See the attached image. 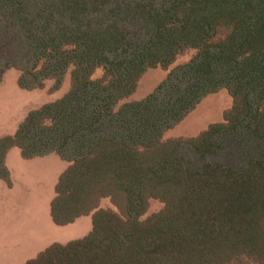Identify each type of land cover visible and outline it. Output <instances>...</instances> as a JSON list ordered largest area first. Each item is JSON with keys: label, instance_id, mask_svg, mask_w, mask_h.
Returning <instances> with one entry per match:
<instances>
[{"label": "trees", "instance_id": "1", "mask_svg": "<svg viewBox=\"0 0 264 264\" xmlns=\"http://www.w3.org/2000/svg\"><path fill=\"white\" fill-rule=\"evenodd\" d=\"M189 52L120 106L148 70ZM11 69L24 89L56 91L68 73L71 87L0 138V179L12 148L56 153L70 166L54 223L92 215L87 236L24 264H264V0H0V83ZM222 89L221 122L164 138ZM154 200L163 208L148 215Z\"/></svg>", "mask_w": 264, "mask_h": 264}, {"label": "rangeland", "instance_id": "2", "mask_svg": "<svg viewBox=\"0 0 264 264\" xmlns=\"http://www.w3.org/2000/svg\"><path fill=\"white\" fill-rule=\"evenodd\" d=\"M192 56L193 52L184 54L167 69L158 67L148 70L140 79L136 92L122 101L120 106L129 101H141L148 98L168 79L171 71L187 62ZM102 75V70H98L94 78H100ZM20 78V71L11 69L5 74L0 83V138L14 135L32 111L61 99L69 92L71 87L69 73L65 76L61 87L56 91H52L55 86L53 80H47L45 87L42 89L28 90L20 87ZM231 105L232 97L227 90L222 89L217 93L210 94L179 124L168 130L164 138L195 137L210 125L221 122L224 111L230 108ZM183 152L188 158L191 157L187 148H184ZM47 157H49L50 163L42 162L40 171L44 169L45 172H48L53 168L54 163H60L59 159L61 158L56 153H51ZM62 162L64 172L70 166V163L64 160ZM33 167V165H28L27 169L33 170ZM100 205L104 209L113 208L109 199L102 200ZM162 208L163 205L160 201L154 200L150 204L148 215L159 212ZM12 224V231L8 236H0V264L18 263L19 259H22L20 258L22 255L19 253L21 251L30 253L39 247V249H43L47 245V249L54 243L67 244L87 236L92 230V215L80 217L69 226L62 227L54 225L51 217L48 221L41 220L36 229L35 223L31 221L28 233L22 232L18 222L10 221L9 226ZM34 238L37 239H35V244L31 246L30 241Z\"/></svg>", "mask_w": 264, "mask_h": 264}, {"label": "crops", "instance_id": "3", "mask_svg": "<svg viewBox=\"0 0 264 264\" xmlns=\"http://www.w3.org/2000/svg\"><path fill=\"white\" fill-rule=\"evenodd\" d=\"M59 160L60 163H54L53 168L45 172L44 169L40 171L41 163H50L49 157L25 159L18 148L8 152L5 163L9 170V180L0 179V236H8L12 231L13 224L9 226L10 221L18 222L22 232L27 233L30 231L31 221L35 223V229L41 220L48 221L50 217L56 225L51 215V203L56 196V185L64 170L63 162ZM28 165H33V170H28ZM35 239L37 238L31 239V246L35 244ZM46 246L30 253L19 252L22 259L16 264H24L36 258Z\"/></svg>", "mask_w": 264, "mask_h": 264}]
</instances>
